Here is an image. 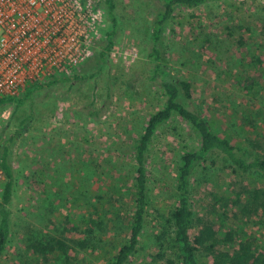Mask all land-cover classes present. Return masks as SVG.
<instances>
[{
    "label": "rangeland",
    "instance_id": "1",
    "mask_svg": "<svg viewBox=\"0 0 264 264\" xmlns=\"http://www.w3.org/2000/svg\"><path fill=\"white\" fill-rule=\"evenodd\" d=\"M114 1L118 30L110 51L105 45L113 23L103 0H95L104 10L102 36L74 73L79 77L36 88L18 108L15 102L0 106V133L5 136L33 115L29 130L12 148V230L1 264H107L127 237L136 199L135 146L150 115L167 99L148 58L149 26L163 3ZM163 49L172 75L192 83V98L181 101L201 111L214 131L251 156L264 154V0L177 6L166 25ZM101 52H106V65L100 70ZM96 68L98 74L88 77ZM108 92V110L99 118L90 115L86 105L103 107ZM199 145L198 132L178 115L157 129L146 157L145 224L138 249L126 264L176 259L168 220L177 202V168L181 155ZM3 186L4 181L0 199ZM191 188L195 215L207 214L223 241L226 232L235 234L221 249L234 250L242 241L254 250L264 248V211L245 209L251 192L264 190V171H234L215 152L195 165ZM49 237L64 239L69 248L44 260L30 244Z\"/></svg>",
    "mask_w": 264,
    "mask_h": 264
},
{
    "label": "trees",
    "instance_id": "2",
    "mask_svg": "<svg viewBox=\"0 0 264 264\" xmlns=\"http://www.w3.org/2000/svg\"><path fill=\"white\" fill-rule=\"evenodd\" d=\"M163 5L154 12L150 29L151 51L148 55L150 63L153 65L154 79L159 77V83L164 88L167 99L163 107L150 115L144 131L137 140L134 157L137 163L134 187L136 199L131 213L129 231L125 241L119 250L109 260L107 264H126L138 249L141 234L145 224L147 207L149 204L148 196V171H147V152L148 146L157 129L163 123L169 121L173 115H178L188 121L200 136V145L195 150L184 152L177 168V202L168 220L173 228V236L170 248L174 251L176 259L168 260L169 264H264V248L254 250L248 242H240L234 250L221 249L220 244L224 241L235 240L233 231L226 232L225 240L219 237V226L207 215L198 214L192 208L191 195V176L194 167L209 154L219 152L230 162L234 171L257 173L264 171V154L260 153L251 156L247 149L239 144L233 143L228 137L214 131L210 120L199 110L191 109L181 99L192 98V83L183 78L175 77L169 70V59L163 49V39L166 25L173 17L177 6L184 8H195L209 2L223 0H159ZM105 11L110 16L113 29L107 33V44L105 49L110 51L114 44V35L118 30V18L115 13V1L103 0ZM106 52L100 53L104 68ZM258 60L263 61L261 58ZM95 71L87 74L88 77H95ZM78 74L71 76L57 75L47 82H39L30 86L25 92L15 97L0 98V106L15 102L16 107L25 103L36 88L52 86L57 82H65L77 79ZM112 94L107 93L103 107L95 108L94 103L86 105L89 114L101 117L108 110ZM33 115L30 113L22 119L11 135L5 136L0 133V166L5 173L4 186L0 199V264L3 254L10 243L12 230V203L15 192V169L11 159L12 148L30 128ZM249 212L258 213L264 211V190H254L251 192L250 199L245 205ZM78 245L85 247L86 242L78 241ZM32 250L40 254L44 260H48L50 255L60 250L66 252L69 244L61 238L49 237L36 239L31 242ZM177 262V263H176Z\"/></svg>",
    "mask_w": 264,
    "mask_h": 264
},
{
    "label": "built area",
    "instance_id": "3",
    "mask_svg": "<svg viewBox=\"0 0 264 264\" xmlns=\"http://www.w3.org/2000/svg\"><path fill=\"white\" fill-rule=\"evenodd\" d=\"M103 23L95 0H0V98L73 75L91 57Z\"/></svg>",
    "mask_w": 264,
    "mask_h": 264
}]
</instances>
